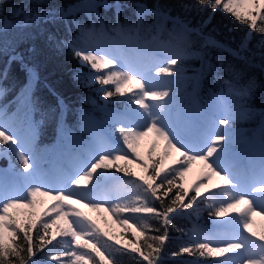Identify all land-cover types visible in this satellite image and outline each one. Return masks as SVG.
I'll return each mask as SVG.
<instances>
[{
    "label": "snow or ice",
    "instance_id": "snow-or-ice-1",
    "mask_svg": "<svg viewBox=\"0 0 264 264\" xmlns=\"http://www.w3.org/2000/svg\"><path fill=\"white\" fill-rule=\"evenodd\" d=\"M4 2L5 0H0V8ZM101 7L105 10H115L117 23L113 31L123 37V43L115 44L112 49L97 50L95 54L93 50H83L73 47L72 44L68 47L73 49L76 58L84 65H89L96 73L111 69L103 75L94 77L101 85H115L114 92L105 89V97H111L116 93L124 96L126 92H132L133 95L127 103L138 105L142 111L130 109V116L114 118V122L120 124V127L117 129L119 137L113 142H109L102 130L94 131L92 141L84 149L88 158L80 162L79 170L69 178L67 187L59 188L45 186L36 176L39 170V160L34 149L37 132L27 112L20 120L21 126H26L24 132L20 129L10 130L4 122H0V144L11 143L12 147L9 150L16 152L24 172L28 174L26 179L32 181L26 186L23 195H6L3 189H0V264H42L36 258V254L51 245L56 235L71 237V241L68 242L69 247L66 251L53 252L49 249L46 256L50 262L60 264V257L63 255L73 258L71 264H97L96 257H99V264H116L115 258L107 252V248L113 246L101 239V236H107L108 240H112L113 237L102 232L91 217L74 208L73 205L76 204L96 212L109 211L114 216L117 212L153 213L158 225H153L147 220L138 223L131 217L116 216L117 223L122 227L135 225L141 236L149 230L155 234L148 238L145 245H139L138 241L129 239L127 244L121 245L115 251L122 252L127 249L132 253L138 252L147 264H163L162 253L163 245L168 238L167 229L174 224L171 214L179 215L181 210L192 209L200 197H203L202 202H208L210 215L225 217L229 213L238 212V216H232L222 226H230L233 223L242 226L244 231L249 232L250 236L256 237L261 243L243 237L221 244L214 243L211 238L205 236L193 245L183 246L179 251L173 252L172 256L178 257L187 253L192 256L198 254L199 257L207 255L219 258L213 259L210 264H264V232L251 231L250 219L253 215H264V159L261 160L259 168L251 173L237 174L229 161L231 150L229 133L234 114L226 109L223 113L211 114L199 137L195 141H189L182 135L183 122L179 114L174 113L170 101L165 100L166 97H170L172 91L170 85L177 82L185 71L182 66L184 59L192 58L201 62L200 69L196 70L197 75L193 77L196 80L208 72L219 74L220 71H225L231 74L235 71V66L231 63L225 65L220 62L219 56L213 58L212 49L226 51L245 65L252 63L255 54L249 53L246 42L242 41L236 49H232L216 41L211 35H205L204 28L217 11H222L245 25L250 32L258 31L264 36V0H195L194 6L181 5L185 11L193 7L196 10H210V15L199 27L183 24L182 34L176 45H163L157 36H152L151 40L146 38L153 27L162 28L159 23L161 19L172 20L174 24L181 23L179 17L170 15V9H164L158 3L151 9L143 3H135L132 5L136 10L135 22L122 27L118 17L126 5L121 4L120 0H114V3H109L108 0H90L87 4L89 13H94ZM149 14L156 17L157 23L146 27L144 18ZM16 15H24V19L15 24L5 21V26L0 31L6 32L8 27L22 29L41 21L54 23L57 19L67 20L73 15V8H62L55 12L42 10L34 14H24L22 10H17ZM90 19L95 23L99 17L90 16ZM257 21L261 22L259 26ZM49 39L53 38L50 36ZM247 39L248 37L245 41ZM261 45L264 47V40L261 41ZM129 51L134 55H128ZM259 55L262 61L260 67L264 68V51ZM213 59L216 63H213ZM17 60L29 75V84L21 92V103L30 111L35 103L31 99V82L35 79V70L24 63L20 54L10 56V62ZM178 64L181 66L175 67ZM161 76L173 79H158ZM0 77L6 78L7 70L0 71ZM76 78L79 79V76ZM252 87L253 84H250L242 95H248ZM134 89L138 91H133ZM149 100L156 103H146ZM226 125L229 127H223ZM149 134H154L157 140L164 142L163 154L154 158L157 144L152 143L147 151V160L141 161L138 151L140 141ZM172 153H178L179 159L174 161L176 166L169 165L166 168L165 163ZM120 161H124V167L118 166ZM131 163L138 164L144 175L138 176L136 172L130 171L127 165ZM194 163L203 165L201 173L203 182L186 189L183 181ZM108 168H115L116 172H123L142 181V183L128 181L134 191L131 196L125 198L126 202L117 203L115 206L109 204L107 199L93 195L94 190L99 187L100 180L108 179L103 172L96 175V183L92 184L91 188L88 187L98 169ZM213 177L218 178V183L214 186L218 191H212ZM174 187L176 194L165 204L161 199V189L164 190L162 195L168 197ZM201 189H207L209 195H204ZM190 192L195 194L189 196ZM37 197H47L55 201V204L49 207L43 216H37L35 211L27 214L28 219L24 222L10 214V210L19 207L35 209ZM152 198L160 202L159 208L149 202ZM44 216H50V219H44ZM58 221H64L67 227H56ZM53 228L55 232L51 239H48L49 229ZM34 229L35 239L31 234ZM85 237L88 239L81 244L80 241ZM116 244L120 242L116 241ZM134 244L137 246H133ZM192 264L206 262L195 259Z\"/></svg>",
    "mask_w": 264,
    "mask_h": 264
},
{
    "label": "trees",
    "instance_id": "trees-1",
    "mask_svg": "<svg viewBox=\"0 0 264 264\" xmlns=\"http://www.w3.org/2000/svg\"><path fill=\"white\" fill-rule=\"evenodd\" d=\"M89 2L90 0H5L0 8V29L4 28L5 21L15 24L24 19V15H16L17 10H22L24 14H34L42 10L55 12L62 8H73V15L69 16L67 20L57 19L54 23L41 21L22 29L8 27L6 32L0 31V71L7 70V77H0V92H2L0 108L13 115L15 120H21V117L27 112L28 116L38 121L36 141L40 146L51 148L59 131L62 132L61 135L66 131L77 133L79 120L84 118L85 114H96L98 118L107 121L112 117L114 108L117 111L125 112L122 96L118 93L111 97L103 96L97 86V81L90 82L88 78L89 75L96 74V72L76 58L73 49L68 47L69 44H72L73 47H83L81 39H84V32L89 30L93 32V42L96 38L103 41L109 37H119L113 31L117 23L115 10H105L101 7L94 13H89L87 9ZM108 2L114 3V0H108ZM120 3L126 5L118 17L122 27H127L130 23L135 22L136 10L132 7L135 3H143L150 9L158 3L164 9H170V15L179 17L181 23L174 24L172 20L161 19L159 23L162 28L153 27L152 32L146 38L151 40L152 36H157L158 41L172 45L178 44L183 24H187L189 27H199L210 15V10H196L193 7L191 10L185 11L181 7L183 4L194 6L195 0H120ZM97 15L99 20L94 23L90 16L94 18ZM156 23L154 15L145 16L144 25L146 27L154 26ZM257 23L259 26L261 22L257 21ZM204 34L211 35L216 41L232 49H236L242 41L246 42L249 53L255 54L252 63L245 65L226 51L212 49L211 56L213 58L219 56L221 63L225 65L231 63L235 66V71L231 74L225 71H220L219 74L208 72L196 80L193 77L197 75L196 70L200 69L201 62L192 58L184 59L182 66L185 71L171 89L170 98L174 102L180 101V104L186 106L193 100L202 102L209 94L217 92L225 82L229 81L233 92L237 94L230 104V112L235 116L230 124L231 149L247 148L257 132H259L260 142H264V68L260 67L262 61L259 55L261 51H264V47L261 45L264 36H261L258 31L250 32L245 25L235 21L229 14L222 11H217L212 16L211 22L204 28ZM141 35L143 36L144 33L142 32ZM50 36L53 39L50 40ZM246 37L248 39L245 41ZM88 42H91V39ZM17 53L23 56L24 63L29 68L35 70V79L31 82V99L35 103L30 111L21 103V92L29 84L28 72L18 60L10 62V56ZM213 63H216L215 59H213ZM180 66L181 64H178L175 67ZM77 76L79 79L76 78ZM250 84H253V87L249 94L242 95ZM106 89L115 91L111 85ZM90 99L93 100L95 106L89 105L91 104ZM226 127L229 126L226 125ZM81 132L79 136L82 138L83 131ZM85 139L89 138L85 137ZM3 163L4 161H2ZM16 164L15 170H22L19 163L16 162ZM118 166L124 167V161ZM127 167L130 171L136 172L138 176L144 175V171L139 165L135 166L131 163ZM102 171L105 174H113L121 178L127 177L132 181L142 183V181L136 180V177L116 172L115 168L102 169ZM163 191L161 189V199L167 204L176 194V188H173V192L169 193L168 197L162 195ZM194 194V192H190L189 196ZM187 199H185V203H187ZM202 200L203 197L198 198L192 209L181 210L179 215L171 214L174 224L167 229L168 238L163 245L162 253L163 264H192L195 259L210 264L213 259H219L207 255L205 257H199L198 254L192 256L187 253L178 257L172 256L173 252L179 251L183 246L193 245L200 239L196 231L200 232L203 228L217 239L223 235L217 231V228L220 229L219 224H215L217 217L210 215L208 202H202ZM149 202L154 203L157 208L160 206V202L154 198ZM125 213L132 215L138 223L147 220L153 225H158L153 213ZM56 227L66 228L67 225L64 223L56 225ZM54 232L55 229H49L47 238L51 239ZM102 232L113 237L112 240H108L107 236H101V239L113 246L108 247L107 252L112 254L116 264H147L138 252L132 253L127 249L121 252L115 251V249L127 244L129 239L138 241L139 245H145L148 238L155 234L153 231L149 230L144 236H141L139 232L125 225L124 230ZM31 234L35 239V229ZM116 241H119L120 244H116ZM67 242L68 237L56 235L51 245L45 247L43 252H37L36 258L42 264H55L48 260L46 253L49 249L53 252L64 251ZM145 251L147 250L145 249ZM93 255L95 256L94 253ZM62 258H64L63 255H61L60 261ZM96 260L99 264V257H96Z\"/></svg>",
    "mask_w": 264,
    "mask_h": 264
},
{
    "label": "rangeland",
    "instance_id": "rangeland-1",
    "mask_svg": "<svg viewBox=\"0 0 264 264\" xmlns=\"http://www.w3.org/2000/svg\"><path fill=\"white\" fill-rule=\"evenodd\" d=\"M84 35V39H81L84 46L81 49L93 50L94 54L97 50L112 49L115 44L123 43V37H121L120 35H118L119 37L116 38L109 37L108 39H105L103 41L97 38V41H95V43L93 42L92 31L89 30L88 32H84ZM87 39H91V42H87ZM159 42L163 45H168L164 41ZM127 54L133 55L134 53L129 51ZM109 71H111V69H104L101 71V73H92L91 75H89L88 78L90 82H93L95 81V76L103 75ZM158 79L172 80L173 78L161 76L158 77ZM110 85L115 88L114 84H97L100 92L103 93V96H105V89L108 88V86ZM175 85L176 82L171 84L170 88L172 89ZM133 91H138V89H134ZM132 95V92H126L125 95L122 96L125 105L123 107L125 112L117 111V109L114 108L111 114L112 117L109 118V120L107 121L98 118L96 114H85L84 118L86 120L83 121V118H81L79 120L78 127L79 134L81 131H83L82 139L88 137L89 140L86 141L90 143L93 139V132L96 130H102L105 136L109 139V142L115 141L116 138L119 137L117 129L120 127V124L115 123L114 118L128 116L125 113H129L130 116V109L142 111V109H139L138 105L134 103H127V101L132 97ZM236 96L237 94L233 92V87L231 86L230 82L227 81L221 88H219L217 92L209 94L202 102H197L193 100L191 104H188V106H186L185 104H180V101L174 102L170 97H166L165 100L170 101L173 112L179 114L183 122V127L181 130L182 135L185 137L186 140L195 141L199 137L203 127L206 125L210 115L213 113H223L225 109L230 112V104ZM89 102L91 103L89 105L95 106L92 99H90ZM146 103L153 104L156 102L149 100L146 101ZM28 117L31 123L36 127V132L38 134L39 122L32 119L31 116ZM0 122H4L10 130L20 129L21 132H24L26 130V126H21L20 120H15L13 115L8 114L2 108H0ZM63 133L64 134L61 135L60 139V147L56 149H50L49 146L38 145L36 141L37 135L35 137L34 149L35 154L39 160V170L36 173V176L38 177L39 182L47 187H67L69 178L79 170L81 166L80 162L88 158L87 153L84 151V149L88 146L86 142L78 138L77 136L72 135L71 132ZM152 143L157 144V150L154 158H158L163 154L164 142L161 140H157L154 134H149L148 137H145L143 140L140 141L138 151L140 153L141 161H146L145 159H147V151ZM11 147L12 145L10 142L8 144H0V189H3L6 195H23L25 193L26 186L32 181L26 179L28 174L24 172L23 166L20 163L16 152L9 150ZM176 159H179V154L172 153L169 160L165 163V167L168 168L169 165L176 166L174 163ZM262 159H264V150L261 149V144H255V146H253L252 148L248 147L240 151L236 149L230 150V164L232 165L233 171L239 175L248 174L251 173L253 170L258 169ZM2 161H4L3 164ZM16 162L19 163L18 165L21 166L22 170L14 172L13 170H15V167L17 166ZM121 162L123 161H120L119 163ZM132 164H134L135 166L138 165L135 163ZM2 168L14 174L11 175L5 173L1 170ZM202 171V164L194 163L192 165L191 171L187 173L183 181L186 189L191 188L197 183L203 182V176L201 174ZM100 172H103L102 169H98L97 173L94 174L93 180L88 185L89 188L92 187V184L96 183V175H98ZM105 176L108 177V179L102 178L100 180L98 189H95L93 192L94 197H98L100 199H107L108 203L112 206H115V204L117 203L126 202L125 198L131 196V193L134 191L132 186L127 183L128 181L132 180L127 177H117L113 174H105ZM217 183L218 178L213 177L212 191H218V189L214 187ZM201 191L203 194L209 195V191L207 189H201ZM53 204H55V201L49 200L47 197H37L35 209L19 207L10 210V214L17 216V218L21 222H24L26 219H28L27 214L35 211L37 216H43V213H45L46 210ZM107 206L108 205L106 204L105 207ZM73 207L85 213L86 216L91 217V219L102 231L110 230L111 232H117L120 230H124L125 226L122 227L119 223H117L116 216H120L121 218L131 217L132 219H134L132 215L126 214L125 212H117L114 216L109 211L96 212L92 211L90 208L82 207L80 204L73 205ZM241 207L243 208L244 206ZM232 216H238V212L229 213V215L225 217H217L215 224H219L220 229L217 228V231L223 234L221 238L217 239L215 236H211L204 230V228L200 232L196 231V234H199L200 239L205 236H208L213 240L214 243L221 244L231 239H242L243 237H248L249 239L256 240L257 243H261V241H258L256 237L250 236L249 232L244 231L242 226H237L235 223L230 226H222L224 225V222L230 220ZM43 218L50 219V216H44ZM250 219L251 231L257 233L264 232V215H253L250 217ZM131 222L132 220L129 221V223ZM64 223V221H58L57 225H62ZM130 228L134 229L136 232H139L135 225ZM87 239L88 238L85 237L80 241V243L83 244V242ZM70 241L71 237H68V242ZM68 242L64 251H66L69 247ZM72 246H75L74 243L72 244ZM78 250L85 251V249ZM72 259L73 258L70 256H64V258H62V260L60 261V264H71Z\"/></svg>",
    "mask_w": 264,
    "mask_h": 264
}]
</instances>
